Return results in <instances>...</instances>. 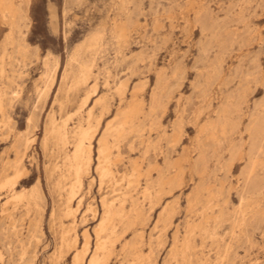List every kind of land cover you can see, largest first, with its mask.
Here are the masks:
<instances>
[{
  "label": "rangeland",
  "instance_id": "rangeland-1",
  "mask_svg": "<svg viewBox=\"0 0 264 264\" xmlns=\"http://www.w3.org/2000/svg\"><path fill=\"white\" fill-rule=\"evenodd\" d=\"M13 3L21 12V28L13 32L12 45H5L11 23L0 13V56L5 46L8 49L5 48L7 58L4 59L6 74L0 77L3 103L7 104H3L4 114L0 112V183L12 177L14 172L10 165L17 151L24 148L25 173L11 190L0 187V264H76L75 254L83 249L86 240L87 259L94 252L95 229L103 212L102 200L119 196V189H123L125 183L122 176L128 173L134 160L143 174L138 175L139 186L132 196L148 214L144 212L143 226L117 228L114 255L107 264H131L135 253L149 256L155 264H166L176 228L179 238L184 235L183 225L192 192L200 190L201 199L208 195L201 186L220 194L230 217L236 214L242 186L245 185L244 191L249 195L258 187L264 188V170L260 168L252 173L248 183L243 182L250 152L264 161V148L262 152L250 151L257 130L251 121L258 117L260 127L264 122V0H13ZM200 8L208 9L210 16L196 19ZM203 27L209 30L203 32ZM120 28L127 35L125 42L116 37ZM214 33L221 45L213 39ZM97 34L101 39L100 47L88 49L91 38ZM17 45L24 47V54L18 51ZM78 46L81 50H76ZM204 48L205 54H202ZM72 54H81L79 62L72 60ZM219 54L222 59L214 71L212 65ZM47 64L55 72L51 87L45 92ZM82 64H91L92 74L89 72L86 82L74 87L75 73ZM119 81L126 82L122 101L117 93ZM136 86L140 90L135 98L143 104L140 114L143 139L145 144L149 143V149L143 160L140 156L145 146H141L137 138L129 135L120 143V161L113 166L120 182L115 193L109 185L99 183L95 170L97 139L105 126L122 114ZM153 91L156 92L154 103L151 102ZM87 93L90 95L84 105ZM100 97L106 99L102 104L96 103ZM229 102H232L226 113L229 122L226 131L221 133L216 124L222 117L219 111ZM233 104L236 110L230 112ZM103 105L107 109H103ZM89 109L93 114L90 123L98 121L91 162L78 198L70 204L73 213L68 216L65 196L71 180L62 178L55 165L62 167L64 156L71 154L74 129L78 125L87 126ZM180 117L184 122L179 121ZM53 122L59 125L67 122L69 140L66 145H60L50 136ZM214 123L218 138L207 139L202 129ZM130 140H135V147L138 145L134 152L128 151ZM109 142H113L111 138ZM197 143L207 146L210 152L201 173L181 161L185 150L195 156ZM115 150L113 148V152ZM166 162L177 163L179 167L167 172ZM164 172L169 177L180 173L178 183L149 209V201L140 191L147 182L155 184L159 174ZM58 182H62L60 187ZM31 190L39 195L38 205L32 206L34 209H27L24 200L13 201L14 194ZM79 198L82 199L78 205ZM258 202L263 216H248L245 232L237 239H230L228 222L218 228L220 253L226 243L229 246L226 259L218 258L215 243L208 241V249L204 250L209 259L204 264H264V196L258 198ZM166 205H172L173 209L162 219L161 212ZM197 205L195 212L202 207ZM130 206L127 202L126 209ZM74 237L76 242L68 247L65 240ZM195 241L201 242L198 237ZM202 256L204 254L198 251L190 257L189 264H199Z\"/></svg>",
  "mask_w": 264,
  "mask_h": 264
},
{
  "label": "bare ground",
  "instance_id": "bare-ground-1",
  "mask_svg": "<svg viewBox=\"0 0 264 264\" xmlns=\"http://www.w3.org/2000/svg\"><path fill=\"white\" fill-rule=\"evenodd\" d=\"M15 4L13 3V0H0V13H1V16L4 19L9 20L10 23H11V25H10L11 26V30H10L9 34L7 35V37H6V43H5V45H12L13 44V41H14L13 40V37H14L13 36V32L14 31H17V30H19V28H21L20 27L21 12H20L19 7L17 5H15ZM195 15H196V19L200 20L203 17L207 18L208 16H210V11L208 9H206V8H200V9H198L196 11V14ZM127 22H126V24H127ZM207 23H209V22H207ZM208 30L209 29H207L206 27H203L202 28V31L203 32L204 31H208ZM98 33H99V31H98ZM102 33H104V32H102ZM101 37H103V35ZM116 37L120 41H124V42L127 41V39H126L127 35L124 32V30L121 29V28H120V30H119V32H118V34H117ZM212 37H213L214 40H216L221 45L222 42L219 40V37L215 33L213 34ZM128 38H129V36H128ZM19 39H20L19 41L22 40L21 38H19ZM99 41H101L100 35L99 34L94 35L91 38V41H90L89 46L87 48L90 49V50L98 49L100 47ZM16 42L18 43V41H16ZM5 48H6V46L4 47V50H3V52H2V54L0 56V77L3 76L4 73H5V69H4V67H5L4 66V59L6 57ZM17 48H18V51L21 52V53H23L25 51L24 47L21 46V45H17ZM117 49H118V47H117ZM76 50H81V49H79V46H78V49H76ZM82 52H84V51H82ZM98 52H99V50H98ZM204 52H205V48H204V51H203L202 54H205ZM80 55L78 54V55H74L73 56V54H72L73 57L72 56H70V57H72V60L77 61L78 58H79L78 56H80ZM95 56H94V58H96ZM130 56H132V55H130ZM94 58H92V59H94ZM117 59L119 60V58H117ZM202 59H204V58H202ZM221 59L222 58H221V56L219 54L217 56L214 64L212 65V68H213L214 71H216V66H218V64L221 61ZM79 60H80V58H79ZM86 61H83V62H86ZM77 62H79V61H77ZM91 63H92V61H91ZM7 64H9V63H7ZM69 66L71 67V64ZM90 66H91V64H82L80 66L78 65V68H79L78 69V73H75L74 72L75 74H77L75 76L74 80H73V86L74 87L80 86V85H82V83H85L86 82V80L88 79L89 74L91 73L90 72L91 71L90 70ZM70 67H69V71H70ZM50 68L51 67H49L48 64H47V68H46V70L44 72V76L46 78L45 92H48L49 91V89L51 87V84L53 82V74H54L55 71L53 72V69L51 70ZM174 71L176 72L177 69L174 70ZM67 75H69V72H68ZM117 84H116L117 85V93H118V95L120 97L119 98L120 101H122L123 95L125 93L126 82L124 83L123 81H119V82H117ZM105 85H108V83L105 84ZM1 89H0V112L3 113L4 112V105L5 104L3 103V97L2 96H4V95H3V92L1 91ZM138 89H139V86L138 87L137 86L136 87H133V89L131 90V93H132L131 100L128 102V104L125 107V109L122 112V114L119 115V116H117L114 121H111L110 123H108L105 126L102 135L97 139V150H96V161H97V163H96V166H95V170H96L97 175H98V180H99V183L100 184H107V185H109L111 187V190L113 192H115L117 190V186H120L119 180L116 179V176L117 175L115 176V174H114L115 171L113 170V166H115L116 163L120 161V156H121V152L119 151L120 143L123 140H126V138L129 135H132V138H137L138 139L137 141H139V143L141 144V146L142 145L145 146L143 148V150L140 149L141 152H142V155L140 154L141 155L140 157H142L143 160L147 156L148 149H149V143H146L145 144V140L143 139V136H145L143 134L144 133V128H143L142 122L140 121V114L142 113L143 104H142L141 101H137L136 100L137 98H135V94H136V92H138ZM195 90H196V88H195ZM18 91H16V92H18ZM73 91H75V90H73ZM171 94H173V93L171 92ZM89 95L90 94H88L87 96L84 97L85 100L83 98L84 105L87 102V100L89 99ZM42 96H44L43 93H42ZM69 98H68V100H69ZM107 98H109V97H107ZM65 101H66V99H65ZM104 101H106V99L104 100L103 98L100 97V99H98L96 101V103L102 104ZM155 101H156V92L153 91L152 94H151V102L154 103ZM179 101H180V99H179ZM231 103L232 102H229L227 104H224L222 106V109L219 111V114L220 115L222 114V117L220 118L221 120L218 123H216V124L220 127L221 133H224L226 131V126H227V123L229 122V118H230V117L228 118L226 116V113H228L229 105ZM103 107H102L103 109H107V107L105 105H103ZM77 110H79V109H77ZM235 110H236V105L233 104V108H232V110H230V112L235 111ZM92 115H93L92 114V110L89 109L88 112H87V122H88L87 126L86 127H83V126L78 125L76 127V129H74L75 131H74L73 140H72L73 141L72 142L73 149H72L71 154H67V155L64 156L63 164L61 163L62 164L61 165L62 167H60L58 165H55V169L60 171L59 173H61V177L62 178H66L67 177V178H70V180H71V182H69L70 180L69 181L66 180V181H68L70 183L69 184L70 186L68 187V190H67V195L65 196L66 197V203H67V208H66L65 214L68 215V216L69 215L71 216V214L73 213V208H72V206H70V204H71V202L75 198H78L77 197V193H78V190L80 189V187L82 185L83 176L85 174H87L88 169H89V166H90V162H91L92 143H93V138H94L95 132L97 130V124H98V121L95 124H91L90 123V118H92ZM236 115L237 114L234 115L235 118H236ZM83 116H84V114H83ZM77 117H78V114H77ZM4 118L5 117H3V119ZM183 119H184V117H183ZM181 120H182V117H180L179 121L181 122ZM66 123L64 122L61 125L54 123L53 126H52V128L49 130L50 136L53 139H55V141L57 143H59L60 145L61 144H65L66 141H67V139H68V133L69 132L67 130L68 127H66ZM172 123H174V122H172ZM251 123H252V126L255 129H257V130L255 131V135H256V139L255 140L256 141H255V143L252 144L250 151H253L255 149V151H257V152H260V151L262 152V150L264 148V122H263V126L260 127L259 122H258V117H254L252 119ZM216 124L214 123L213 125H209V126L205 127L204 129H202V132L205 133V137L207 139L216 140L218 138V136H217V133L218 132L216 133ZM171 126L173 127V125H171ZM9 127H10V125H9ZM202 136H204V134ZM109 138L112 139V141H113L112 143H110L111 141L109 142ZM162 138L164 139V137H162ZM174 139L176 140V138H174ZM134 141L132 140L131 142H129V146H128L129 147V150L128 151H133L134 152L135 148L136 147L138 148V145L135 147L136 142L134 143ZM208 141H210V140H208ZM16 144H17V142H16ZM167 145H169V144H167ZM113 148L116 149L115 152H113ZM25 149L26 148H24V150ZM240 149H242V148H240ZM166 150H167V148H166ZM23 151H20V149L17 151L16 157L14 158V160L12 161V163L10 165V167L13 169L14 174L12 175V177L4 178L1 181V183H0V187H7L8 189L11 190L21 180L22 175L25 173V166L22 164V157H23V153H24ZM240 151H242V150H240ZM133 152H131V153H133ZM194 152H195V156H191L190 155V152H188V150L183 151L181 161L186 162V164H188L190 166V168L194 172L201 173L206 168V161H207L208 154H210V152H208L207 146H205L203 144H198V143H197V146L195 145ZM255 155L253 156V153L250 152V154L248 156V167L246 169L245 176H244V179H243L244 180L243 181L244 184L248 183V178L252 175V173L254 171H256L259 168L262 169V170H264V161L259 160L258 157H256ZM134 161L135 162H131V167H130V170L128 171V173L125 172L126 174H124L122 176V181H125V183H124L123 189H121V188L119 189L120 190L119 196L116 197V198H113L112 200H107V199L102 200V209H103V212H102L101 219H100V221H99V223L97 225V228L95 229L96 243H95V246H94V249H93L94 252L86 259V256H87L86 254L88 252V241L86 240L85 241V244L83 246V249H81L80 252H77L75 254L74 260H75V263L76 264H83L84 261H86V264H107L108 263V260L112 256V254L114 255V252H113V250H114L113 243H114V241L116 239H118V237L116 235L117 234V228H118V230H119V227H125L127 229V228L134 227L136 225H142L144 223L143 220L145 219V213L147 211L145 212V210H143L142 208H140L137 205V203H136L137 201L132 196V194H133L132 192L133 191H136L138 189V186H139V183H138V175L139 174L140 175L143 174L139 170V165H138L139 163L137 164L136 163V160H134ZM165 167H166L165 170L167 172H169L170 169L172 170V168H174V167H179V164H177V163L176 164H173L171 162H169V163L166 162V166ZM179 174L177 173L173 177H169V176H167L168 173L165 174V172H164V173L159 174V178H158L157 182H155V184L154 183L153 184H149L148 182L145 184V186L141 189L140 194L142 195V197L144 199H147L149 201V209H151V208H153V206H155V204L159 201L160 197H162L161 195H163L166 192H169L171 190V187L175 186L178 183V179L177 178H178ZM62 178H61L60 181H62ZM58 179H59V176H58ZM145 179H147V178H145ZM252 180H253V177H252ZM55 183L57 184L56 181H55ZM203 183H205V182H203ZM60 184H62V182L61 183L58 182V186L59 187H60ZM66 185H68V184H66ZM58 186L56 185V187H58ZM244 186H242V189H241V191L239 193V204H238V208L236 209V212H235L236 214H235L234 217H230L229 215H227L226 212H228V211L225 212V210H226V208H225L226 207L225 206V201H224V199H222V201L220 200V194L218 192L209 191L207 187L201 186V189H205L208 192V195H207V197L205 199H201L200 198V190L197 189L194 192H192L193 195H192V197L189 200L190 201V207H189L187 219H186V221H185V223L183 225L184 235L183 236L181 235L182 238H179L178 228H176V232H175V235H174L173 240H172L173 241L172 248L168 251V256H167L168 259L165 258V261L164 260L163 261L166 262V264H173V263H176V264H189L190 257L192 255H196L198 251H201L202 254H204V257L202 256L203 259L199 260L198 262H199V264H204L209 259V258H207L208 256L207 257L205 256L207 253L205 254V250H204L208 246V244H207L208 241H211L212 243H215V245L217 247V251H218V256L217 257L220 258V259H222V260L223 259H226V257L228 256L227 253L229 251V246H227V243H226V247L224 248L223 253H220V247L218 245V241H219V238H220V237H218V228L228 222L231 225V230L229 231L230 239L231 240H235V239H237V237H239L240 234H242V233L245 232V228H246L245 225L247 223L248 216H251V215H253V216L256 215V216H259V217H262L263 216L262 209L260 208V205H259V202H258V198L264 196V190H263L264 188L261 189L260 187H258L256 189L257 191L255 193H252L251 195H249V194H246L245 193L244 189L246 187H244ZM59 190H60V188H59ZM37 196H39V195L36 192V190L35 191L34 190H31L29 192H25V191L18 192V193H16V194L13 195V201H15V200H21L22 201V200H24L25 203H26L25 206L27 207V209H30V207H32L34 205H38L36 203ZM222 198H224V197H222ZM81 199L82 198H79L78 199V201H77L78 205L81 202ZM127 202H129L130 205H131L129 210L126 209V203ZM17 204L18 203H16V205ZM23 204H24V202H23ZM197 204H201L202 207H201V209H198L197 212H195L196 210H194V207ZM141 207H143V206H141ZM89 208L90 207H88V209ZM172 209H173L172 205H166L165 207H163L162 212H161L162 219L166 218L170 214V212L172 211ZM146 214H148V213H146ZM159 220H160V216H159ZM196 237H198L200 239V241H201L200 244L199 243H196V241H195V238ZM75 242H76V238L75 237L72 238V239L65 240V243H66V245L68 247H70L71 245H73ZM234 242L235 241H233V243ZM220 244H221V242H220ZM67 246H65V247H67ZM125 249H126V247H125ZM206 249H208V248H206ZM132 250H134V251L137 252V249L135 247H132ZM207 252H208V250H207ZM133 254H134V252H133ZM0 255H1V253H0ZM131 264H155V263H154V261H152L150 259L149 256H144V255H142L140 253H135V260Z\"/></svg>",
  "mask_w": 264,
  "mask_h": 264
}]
</instances>
